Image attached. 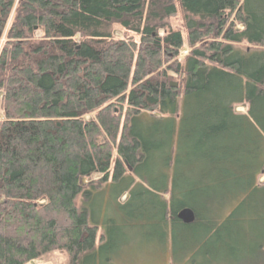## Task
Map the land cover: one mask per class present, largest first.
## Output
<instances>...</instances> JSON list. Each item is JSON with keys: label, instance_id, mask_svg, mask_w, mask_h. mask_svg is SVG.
Returning a JSON list of instances; mask_svg holds the SVG:
<instances>
[{"label": "trees", "instance_id": "16d2710c", "mask_svg": "<svg viewBox=\"0 0 264 264\" xmlns=\"http://www.w3.org/2000/svg\"><path fill=\"white\" fill-rule=\"evenodd\" d=\"M1 40L0 264H97L103 185L174 263L263 247L264 0H0Z\"/></svg>", "mask_w": 264, "mask_h": 264}, {"label": "rangeland", "instance_id": "374dc122", "mask_svg": "<svg viewBox=\"0 0 264 264\" xmlns=\"http://www.w3.org/2000/svg\"><path fill=\"white\" fill-rule=\"evenodd\" d=\"M183 15L178 12L171 18L167 19V24L171 29L180 30L183 32ZM11 21V17L8 21V24ZM238 30L241 29L240 26L237 27ZM114 35L118 38L126 37V34H123L117 27L113 29ZM162 34V32H160ZM36 39L41 37L40 32L35 33ZM2 45V40L0 41V46ZM235 48L239 49L242 52L252 51V50H264V47H256L242 43L240 45H234ZM186 49H182L180 57L183 58L186 55ZM177 79L172 80L173 84L177 86ZM236 113L243 114L246 111L244 105H238L234 107ZM157 116V115H156ZM100 178L98 175H93L91 180L96 181ZM264 182V176L259 177V184ZM82 184L85 185L86 181L83 180ZM97 189V191H95ZM98 189H101L104 194L107 195L106 202L103 208L101 220L98 222V217L101 212L102 201L99 200ZM93 190L95 193H93ZM88 191L92 193L90 199H87L83 194H80L76 198V206L78 210L87 208L91 211L93 219L95 220V226L99 230L98 235H103L106 237L109 242V245H106L103 255H98L97 264H182L181 262L174 263L171 260V247L170 244L159 245L151 236V228L146 227L143 220L138 221L139 219H133L130 216L118 211L114 208L113 202V193L111 192V187L109 185H103L99 187L89 188ZM103 195V194H102ZM127 198V195H124L120 202H124ZM262 209H259L253 218L247 220L244 224L240 222L237 224V227H245L246 230H264V194L261 196ZM240 198L236 199L232 203L231 207H234L238 204ZM253 200H256L254 196ZM101 206V207H100ZM109 206V207H108ZM112 206V207H111ZM131 226V227H130ZM134 226V227H132ZM145 234V235H144ZM103 246V244L101 245ZM96 248H99V243H96ZM262 250V251H261ZM264 260V245L256 253H253L251 256L248 255L245 259L242 260V257L238 255L237 251L230 250L226 254L221 255L220 258L215 259V264H243L251 262H259ZM34 264H66L65 257L60 253H52L44 257L42 260L31 261ZM30 264V263H28ZM184 264H189L186 260Z\"/></svg>", "mask_w": 264, "mask_h": 264}, {"label": "water", "instance_id": "95a60500", "mask_svg": "<svg viewBox=\"0 0 264 264\" xmlns=\"http://www.w3.org/2000/svg\"><path fill=\"white\" fill-rule=\"evenodd\" d=\"M170 87L176 88L177 86L176 84H171ZM176 218L184 224H190L194 221V214L190 209L185 208L177 213ZM30 264L34 263L30 262Z\"/></svg>", "mask_w": 264, "mask_h": 264}, {"label": "crops", "instance_id": "0c3cea01", "mask_svg": "<svg viewBox=\"0 0 264 264\" xmlns=\"http://www.w3.org/2000/svg\"><path fill=\"white\" fill-rule=\"evenodd\" d=\"M250 264H264V260H260L259 262H256V263H250Z\"/></svg>", "mask_w": 264, "mask_h": 264}]
</instances>
